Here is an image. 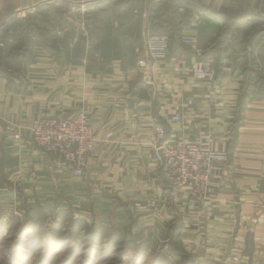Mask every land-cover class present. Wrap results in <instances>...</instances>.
<instances>
[{"label": "crops", "instance_id": "1", "mask_svg": "<svg viewBox=\"0 0 264 264\" xmlns=\"http://www.w3.org/2000/svg\"><path fill=\"white\" fill-rule=\"evenodd\" d=\"M60 5L82 14L94 5L112 9L116 18L106 20L112 31L104 25L90 43L93 33L70 13L65 28L39 16L38 28H28L35 25L24 14H50L42 9ZM151 37L165 41L167 55L149 60ZM0 38L1 203L44 202L147 239L171 232L196 262L259 264L264 0H0ZM183 38L196 39L201 54ZM146 58L144 72L138 61ZM204 60L215 63L213 82L191 75ZM81 110L96 141L86 177L77 180L50 168L29 127ZM174 115L182 123H173ZM157 123L171 144L209 139L226 156L215 161L220 186L208 200L168 195L151 148Z\"/></svg>", "mask_w": 264, "mask_h": 264}, {"label": "rangeland", "instance_id": "2", "mask_svg": "<svg viewBox=\"0 0 264 264\" xmlns=\"http://www.w3.org/2000/svg\"><path fill=\"white\" fill-rule=\"evenodd\" d=\"M55 7L42 9L41 13L50 11L46 15L24 14L35 25L28 28H38L37 16L65 28L70 13V18L82 19L93 33L89 37L92 43L104 25L106 32L111 30L106 20L116 18L112 9L104 13L100 5L83 10L85 14L81 8L70 12L65 6ZM43 203L17 202L12 207L0 202V264H208L196 262L194 255L182 251L171 232L163 239H147L112 225L95 226L88 215Z\"/></svg>", "mask_w": 264, "mask_h": 264}, {"label": "built area", "instance_id": "3", "mask_svg": "<svg viewBox=\"0 0 264 264\" xmlns=\"http://www.w3.org/2000/svg\"><path fill=\"white\" fill-rule=\"evenodd\" d=\"M12 35L13 31L9 30L8 36ZM181 42L201 54L196 39L183 38ZM3 45V40L0 38V47ZM146 52L149 60L157 59L167 55L168 46L165 41L151 37ZM138 66L142 71L147 72L148 59L139 60ZM191 75L194 79L215 81L214 61L204 60L195 65ZM182 120L180 115L171 118L175 124L182 123ZM29 131L32 146L47 157L52 170L77 180L85 179L96 141L95 129L86 111H78L70 117H42L29 127ZM16 138H20V133ZM151 148L154 159L162 171L166 191L172 199L187 192L195 198L206 201L210 198L212 189L220 186L213 177V172L216 170L215 161L226 156L214 151L209 139L171 144L168 141L166 127L157 123L154 125V140ZM155 204L154 201H148L147 207H155ZM259 264H264V257Z\"/></svg>", "mask_w": 264, "mask_h": 264}, {"label": "water", "instance_id": "4", "mask_svg": "<svg viewBox=\"0 0 264 264\" xmlns=\"http://www.w3.org/2000/svg\"><path fill=\"white\" fill-rule=\"evenodd\" d=\"M55 1H63V0H55ZM44 4V3H43Z\"/></svg>", "mask_w": 264, "mask_h": 264}]
</instances>
